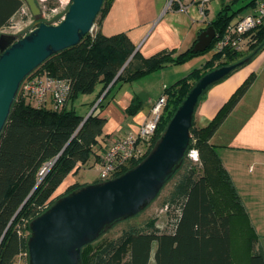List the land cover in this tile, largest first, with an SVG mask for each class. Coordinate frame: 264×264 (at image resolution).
<instances>
[{"label": "trees", "instance_id": "trees-1", "mask_svg": "<svg viewBox=\"0 0 264 264\" xmlns=\"http://www.w3.org/2000/svg\"><path fill=\"white\" fill-rule=\"evenodd\" d=\"M110 2L103 0L94 24H100ZM24 6L23 0H0V32L11 24ZM233 16L234 13L228 14V7L224 6L209 23L216 35L209 48L213 49L215 40L224 33ZM192 47L176 55L172 49L145 58L135 50L125 33L105 36L97 26L94 32L81 37L75 46L52 54L33 71H44L67 80L69 97L57 110L34 105L18 90L0 132V264H15L19 255L26 256L28 263L31 220L63 195L83 186L74 183L64 192L55 193L69 172L87 162L92 147L102 134L105 118L100 116V112L113 87L168 65L183 63L203 52H194ZM263 47L264 25L252 34V41L245 51H213L202 67L165 87L163 94L167 95V103L152 147L173 112L202 75L238 61L243 65ZM252 80V76L247 78L205 127H196L192 122L189 147L172 176L177 178L167 204L174 214L166 228L160 229L150 220L142 226L123 230L115 238H98L82 247L80 264H115V255L124 248L126 258L118 264H150L151 259L153 264H264V247L254 245L258 236L251 235L239 194L209 142L226 113ZM90 94H94L92 100L80 104L87 109L79 112L75 103L80 96ZM95 103V108L87 116ZM191 149L197 150L199 162L186 163ZM140 161L131 163L119 174ZM43 167L46 170L41 173ZM244 227L249 235L237 238L246 241V248L234 253L233 232Z\"/></svg>", "mask_w": 264, "mask_h": 264}, {"label": "crops", "instance_id": "crops-1", "mask_svg": "<svg viewBox=\"0 0 264 264\" xmlns=\"http://www.w3.org/2000/svg\"><path fill=\"white\" fill-rule=\"evenodd\" d=\"M224 6L228 7V14L234 13L230 22L255 10L252 0H207L204 3L201 0H177L171 6L169 0H111L98 29L105 36L125 33L135 50L145 58L172 49L176 55L194 45L199 33ZM210 57H192L134 81L117 83L104 100L100 112L105 118L102 134L92 147L87 162L69 172L55 193L64 192L74 183L98 182L100 158L109 141L115 136L137 132L164 88L171 85V81L202 67ZM251 76V84L226 113L209 142L239 194L251 235L258 236L254 245L264 247V47L206 91L197 104L193 122L196 127H205ZM91 96L93 98L94 94L80 96L79 105L89 102ZM79 108L84 109V106ZM88 170L93 171L89 176L85 174Z\"/></svg>", "mask_w": 264, "mask_h": 264}, {"label": "water", "instance_id": "water-1", "mask_svg": "<svg viewBox=\"0 0 264 264\" xmlns=\"http://www.w3.org/2000/svg\"><path fill=\"white\" fill-rule=\"evenodd\" d=\"M23 1L33 20L30 31L24 35L0 33V132L21 82L49 56L75 46L91 32L103 3L70 0L62 19L48 22L37 0ZM215 36L213 26H207L199 33L192 51L208 49ZM241 64L222 65L202 75L173 112L152 150L137 165L114 178L85 184L63 195L32 219L28 264H80L83 246L97 240L115 222L147 207L182 162L199 98Z\"/></svg>", "mask_w": 264, "mask_h": 264}, {"label": "built area", "instance_id": "built-area-1", "mask_svg": "<svg viewBox=\"0 0 264 264\" xmlns=\"http://www.w3.org/2000/svg\"><path fill=\"white\" fill-rule=\"evenodd\" d=\"M176 1L169 0V6ZM201 1L204 3L207 0ZM25 8L27 7L24 6L21 12H26ZM262 25H264V0H255L254 12L230 22L224 33L215 40L213 50L216 52H224L226 49L246 50L252 41V34ZM29 31L30 29L24 34ZM19 90L36 106L49 105L54 109H61L68 100L70 87L65 79L50 76L46 72H33L21 82ZM166 103L167 95H160L153 102L150 114L140 124L137 132L115 136L109 141L100 158L98 182L116 177L131 163L145 158L152 147ZM189 152L191 153L188 155L193 161H199L197 150L191 149ZM165 208L167 209V206Z\"/></svg>", "mask_w": 264, "mask_h": 264}, {"label": "rangeland", "instance_id": "rangeland-1", "mask_svg": "<svg viewBox=\"0 0 264 264\" xmlns=\"http://www.w3.org/2000/svg\"><path fill=\"white\" fill-rule=\"evenodd\" d=\"M69 1L70 0H37L38 4H39V6L43 12L42 13L43 19L45 21H48V22H53V21L58 22L59 20H61L64 16L66 10H67V6L69 4ZM25 11L26 12H19L18 14H16L13 17L11 24L8 27H6L3 31H1L0 33L21 35V34H24V32H26L28 29H30L31 26L33 25V20H32V17L30 15V12L28 11L27 8H25ZM97 26H98L97 23L94 24V27L92 30L93 32H94V30L97 29ZM213 51L214 50L212 48H208V49L204 50L202 53H200L199 55L194 56V57H200L202 55H206L207 57H209L212 55ZM250 53H252V51L247 53L245 56L249 55ZM42 72L44 73V71H42ZM173 82L171 81V84ZM103 95L104 94L101 95V98L103 97ZM157 95H154V96L157 97ZM91 99H92V96L87 101H90ZM96 104L97 103H95L93 105V107ZM75 106L79 112L81 110H83V109L79 108L80 105H79L78 101H77V104ZM48 107L53 108L52 106H49V105H48ZM84 109H87V106L84 107ZM57 110H60V109H57ZM189 153H191V152L188 151V154ZM188 154H187V157L185 160L186 163H191V162L197 163V162H199V161H196V162L193 161L192 158H190V156ZM43 169L45 171L46 167H44ZM42 170H41V173H42ZM92 173H93L92 170H88L85 172V174H88L87 176H89V174H92ZM176 178L177 177L175 176L172 179H170L163 186V188L161 189L159 194L156 196V198L147 207H145L141 212H139L138 214H136L132 217L122 219V220L115 222L113 225L106 228L102 232V234L99 236L98 240H108V239L115 238L123 230H125L131 226H142L150 220H152L155 225L159 226L160 229H165L168 222L171 220V218H173V214H174L171 211V208H170L171 206L169 204H167L168 203L167 199L170 195V192L172 191V188L174 186ZM165 206H167V209L165 208ZM239 235H244L245 237H247L246 235H249L247 228L244 227L242 230L237 229L233 232V237H234V241H235L234 242V244H235L234 245L235 246L234 247V253H237V250H240V249L245 250L244 248H246L245 247L246 241L244 239H239V237L237 238V236H239ZM255 241L256 240H254V242ZM125 258H126V249L124 248V249H121L120 251H118L117 254L115 255V264H118L119 262H121ZM15 264H28L26 256H24V255L17 256V258L15 260ZM150 264H153L152 259L150 260Z\"/></svg>", "mask_w": 264, "mask_h": 264}]
</instances>
